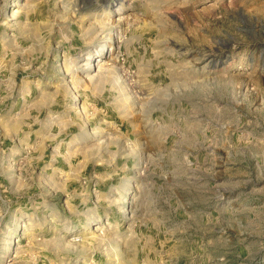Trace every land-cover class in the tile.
Wrapping results in <instances>:
<instances>
[{"label":"crops","instance_id":"crops-1","mask_svg":"<svg viewBox=\"0 0 264 264\" xmlns=\"http://www.w3.org/2000/svg\"><path fill=\"white\" fill-rule=\"evenodd\" d=\"M32 14L33 23L27 19L16 33L0 21V155L10 164L25 155L34 172L28 187L13 186L12 233L53 239L62 250V238L109 225L132 231L135 264H193L200 254L215 261L222 250L236 264H264V131L257 120L196 106L168 86L179 55L167 35L145 37L149 28L135 24L138 35L120 50L151 107L137 131L125 114L134 98L123 82L73 95L52 81L58 56L83 48L81 28L51 18L47 7ZM140 176L150 180L156 209L137 220L129 195ZM87 244H75L77 258Z\"/></svg>","mask_w":264,"mask_h":264},{"label":"rangeland","instance_id":"rangeland-1","mask_svg":"<svg viewBox=\"0 0 264 264\" xmlns=\"http://www.w3.org/2000/svg\"><path fill=\"white\" fill-rule=\"evenodd\" d=\"M37 6L47 7L51 18L62 15L65 23L81 28L83 48L58 56L56 71L49 73L52 81L68 86L73 95L82 88L99 90L108 81L123 82L134 98L125 102V114L136 121L137 131L151 107L136 89L134 77L127 87L117 58L125 59L121 43L138 35L135 24L149 28L145 37L167 35L170 48L179 55L168 86L187 93L196 106L213 105L225 110L227 117L257 120L259 133L264 131V0H0V21L16 33L27 19L33 23ZM12 164L0 155V264H74L77 260L80 263L75 264H135L137 240L132 231L109 225L80 230L82 237L62 238V250H56L53 239L18 238L19 233H12L18 218L13 210L17 204L12 203L17 194L12 190L28 187L34 172L25 155ZM138 180L129 195V210L130 217L140 220L147 212L155 213L156 207L150 180L143 176ZM77 242L87 244L78 258ZM220 252L223 258L215 261L209 255L206 260L204 254L195 255L193 264H236L229 252Z\"/></svg>","mask_w":264,"mask_h":264},{"label":"built area","instance_id":"built-area-1","mask_svg":"<svg viewBox=\"0 0 264 264\" xmlns=\"http://www.w3.org/2000/svg\"><path fill=\"white\" fill-rule=\"evenodd\" d=\"M118 61L121 64V68L124 71V75L127 78V87L132 85L133 80H131L133 78L134 75V71L133 69H130L128 66H124L125 64V59L122 56H118ZM141 167H143V165H140V171H141ZM139 171V172H140Z\"/></svg>","mask_w":264,"mask_h":264},{"label":"bare ground","instance_id":"bare-ground-1","mask_svg":"<svg viewBox=\"0 0 264 264\" xmlns=\"http://www.w3.org/2000/svg\"><path fill=\"white\" fill-rule=\"evenodd\" d=\"M89 58V57H88ZM88 58L87 57H83V58H81V59H83V60H87L88 61ZM98 61H101V60H98ZM84 65V64H83Z\"/></svg>","mask_w":264,"mask_h":264}]
</instances>
